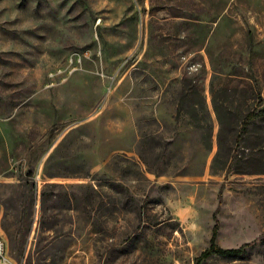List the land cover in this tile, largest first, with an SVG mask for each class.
I'll return each mask as SVG.
<instances>
[{
    "label": "rangeland",
    "instance_id": "obj_1",
    "mask_svg": "<svg viewBox=\"0 0 264 264\" xmlns=\"http://www.w3.org/2000/svg\"><path fill=\"white\" fill-rule=\"evenodd\" d=\"M263 107L264 0H0L12 263L264 264Z\"/></svg>",
    "mask_w": 264,
    "mask_h": 264
},
{
    "label": "trees",
    "instance_id": "obj_2",
    "mask_svg": "<svg viewBox=\"0 0 264 264\" xmlns=\"http://www.w3.org/2000/svg\"><path fill=\"white\" fill-rule=\"evenodd\" d=\"M264 116V107L259 110L258 112L252 111L245 120V125H249L250 121H255L256 119ZM32 198H35L36 195L34 194L35 189L32 188ZM28 207V199L24 202V214L22 218L21 228H20V240H19V249L22 254H24V233L25 229L27 228L28 221L26 216V210ZM3 230H7V226L5 224L2 225ZM216 235H217V224H215L212 232V236L209 241V245L206 249H204L195 259L194 264H202L204 260L209 258L212 255L222 256V257H228V258H236L240 257L246 250L247 247H249L251 244H244L238 248H222L220 247L216 242Z\"/></svg>",
    "mask_w": 264,
    "mask_h": 264
},
{
    "label": "built area",
    "instance_id": "obj_3",
    "mask_svg": "<svg viewBox=\"0 0 264 264\" xmlns=\"http://www.w3.org/2000/svg\"><path fill=\"white\" fill-rule=\"evenodd\" d=\"M0 264H13L8 256V247L0 227Z\"/></svg>",
    "mask_w": 264,
    "mask_h": 264
}]
</instances>
